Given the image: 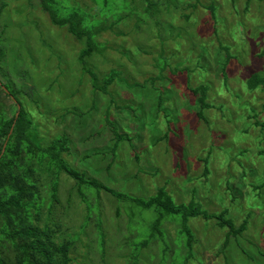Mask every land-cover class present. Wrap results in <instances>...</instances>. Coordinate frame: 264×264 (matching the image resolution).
<instances>
[{
    "label": "rangeland",
    "instance_id": "rangeland-1",
    "mask_svg": "<svg viewBox=\"0 0 264 264\" xmlns=\"http://www.w3.org/2000/svg\"><path fill=\"white\" fill-rule=\"evenodd\" d=\"M170 1L182 10L178 13L190 14L188 23L179 16L175 28L198 42L173 38L166 54L158 38V2L110 0L108 9L95 4L96 13L92 7H74L73 0L57 1L63 14L77 11L85 18L80 17L82 29H98L107 10L130 18L103 30L96 52L84 64L80 56L87 42L70 34L68 26H55L40 0H0V9L6 6L0 17V87L21 101L45 146L67 138L65 160L71 170L115 191L113 197L94 189L77 192L66 174L60 176L55 201L45 192L55 187L53 180L42 189L43 219L48 204L53 205L54 220L58 216L79 242L72 264L183 262L188 252L179 234L180 218H168L162 236L152 238L157 215L128 202L149 200L163 187L177 205L196 200L211 213L228 210L237 228L247 223V231L223 250L227 229H220L217 220L191 219L196 243L190 264H264V189L254 190L264 182V128L256 125L264 124V89L250 91L247 85L264 67V1ZM166 19L162 29L172 24ZM177 47L176 58L162 59ZM226 55L232 56L229 78L220 68ZM86 70L101 85L112 71L120 76L107 91L96 90ZM201 84L210 88L204 99L211 108L203 120L190 90ZM4 94L0 116L10 118L17 99ZM167 110L174 120L170 123ZM118 133L124 141H118ZM242 150L247 154L239 157ZM207 157L211 174L203 176ZM40 184L44 187L46 179ZM148 240L147 247L140 246Z\"/></svg>",
    "mask_w": 264,
    "mask_h": 264
},
{
    "label": "trees",
    "instance_id": "trees-1",
    "mask_svg": "<svg viewBox=\"0 0 264 264\" xmlns=\"http://www.w3.org/2000/svg\"><path fill=\"white\" fill-rule=\"evenodd\" d=\"M57 1L40 0V6L55 26L60 28L68 26L70 34L75 36L79 41L85 40L87 42L88 48L85 49L80 56V62L84 64L87 59L92 57L93 53L96 52L95 43L98 45L97 37H99L103 30H112L119 24L121 25L122 22L130 19L126 18L123 20L120 18V14L116 11L113 12L107 10V14L102 16L103 19L100 22L98 29H82L84 22L81 19L85 18L77 11L69 12L67 15L63 14L62 4ZM73 1L75 3L74 7L81 10H83L82 7L85 9L92 7L96 13L97 4L101 6L102 10L108 9V5L110 4V0ZM125 1L129 2V0ZM144 1L149 4H153L154 2H158L160 4V25L158 26L161 28H159V37L156 36L155 33L152 34L162 39V50H164L163 53L166 54V47L169 43H172L173 38L179 37L181 38L180 40H182L185 36H187L186 34H183L184 30L180 34V32L175 28V24L178 22L179 16L188 23L190 20L188 15L190 14L187 15L185 12L178 13L181 9L175 8L170 0ZM249 1L263 2L264 0ZM100 3H103L104 6ZM5 7L6 6H3L0 9V17H2ZM212 12L215 16V8H212ZM150 17L151 20H154L152 15ZM166 17L170 19L173 27L171 24L167 29H162V26L166 25ZM172 17L173 20H171ZM108 22L111 23L109 26L107 25ZM183 41H192L194 43L198 42L191 36L184 38ZM218 41L221 42L219 39ZM218 44L221 46L219 49L227 52V48H225L222 43L218 42ZM178 48L179 47H177L176 52L172 53L169 58L166 55H163L162 59L166 61L171 58H176ZM231 58L232 56L228 55L227 60L223 59L220 65L221 71L224 73L225 77H228L227 72L229 70L228 67ZM85 73L93 77V85L95 89L103 91H107L108 87L114 84L120 76L117 71H112L105 83L103 82L101 85L100 83L95 82L96 76L92 71L89 72L86 70ZM163 79H165V82L169 78L167 79L166 77ZM191 79L192 78L189 76V83L191 82ZM247 85L250 91H257L261 88L264 89V67L260 72L251 77ZM208 87V84H201L194 89L190 87L191 92L198 98L197 101H199L198 104L200 106L198 116L202 120L204 119L203 116H205L204 111L211 108L204 99V95H208L210 91V88ZM203 90H205L204 93ZM0 93H5L9 97L12 95L16 98L12 92L11 95L7 94L2 87H0ZM163 99L164 98H162L161 101H163ZM16 106V112L11 115L12 117L2 118L0 116V264H72V256L74 251L77 249L79 242L76 243L72 240L73 237L68 233V230L61 226L60 218L58 216L57 221L54 220L55 213H53V211L56 212V210L53 205L48 204L49 215L43 219L44 199L42 198V194L44 191L42 189L45 187L48 188V180H53L55 187L45 192L48 193V196H52V201H55L58 195L57 191L60 183V176L62 174H66L76 182L79 189H77V192L94 189L97 190L98 195H100V191H105L113 197V193H115V191L95 179L87 180L84 176H81L79 173L71 170L65 160L66 154L70 152L67 138L63 136V138L45 146L44 139L41 138L37 133V130L34 129L33 123L29 119L27 111L24 109L19 99H17ZM19 106L20 110L18 109ZM169 111L170 110L166 111V118L170 123L174 120L171 119ZM256 125L264 128V124L262 123L256 122ZM113 134L115 135L114 132ZM118 136V141L125 140L123 134L120 135L118 133ZM165 138L168 139V136L165 135ZM126 140L129 139L127 138ZM119 145L120 144L116 146L115 154L118 153L117 149L119 148ZM246 154L247 152L242 150L238 155L239 157H242ZM262 154H264V150L262 151ZM203 161L205 164L203 176H208L209 173L211 174V171L208 168L209 157ZM41 178L46 179L44 187L40 184ZM263 189L264 182L254 186V190L261 191ZM73 195L74 193H72V197ZM111 196L108 197V200H112ZM258 197L260 198V194ZM121 198L120 200L124 201L122 195ZM86 199L87 196L85 198L81 197V200ZM98 199H100L99 196ZM128 202L133 204L135 203L143 209L154 211L157 215V219L151 227L152 238H155L157 234L162 236V226L168 218H180L181 221H178L180 224L179 234L181 237L186 238V249L184 250V253H188L184 261L177 264H190V261L195 256L194 246L196 243V236L193 233L194 231L191 230V227L189 226L191 219L202 218L205 221L217 220L220 229H227L228 233L226 241L223 244V250H227L230 246L231 240H237L239 236H242L244 232L247 231L246 222H244V224L240 227H236L235 221L232 218L229 219L227 217L228 210H223L219 214L216 212L211 213L204 210L202 204L196 202V200L191 202L189 205H177L173 196L165 187L159 189L157 194L149 200L137 199L128 200ZM121 213L120 209L119 211L117 210V218L121 217ZM248 213V215L251 216V213ZM170 222L176 223L177 220H170ZM67 235H70L71 238H67ZM149 243V240L144 241L140 244V246L147 247ZM260 253L264 254L262 251H260Z\"/></svg>",
    "mask_w": 264,
    "mask_h": 264
},
{
    "label": "water",
    "instance_id": "water-1",
    "mask_svg": "<svg viewBox=\"0 0 264 264\" xmlns=\"http://www.w3.org/2000/svg\"><path fill=\"white\" fill-rule=\"evenodd\" d=\"M18 109L20 110V106L18 107Z\"/></svg>",
    "mask_w": 264,
    "mask_h": 264
}]
</instances>
